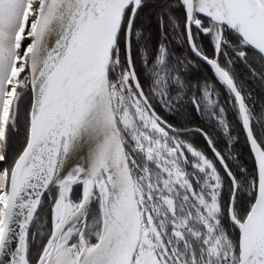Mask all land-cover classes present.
I'll use <instances>...</instances> for the list:
<instances>
[{
  "label": "snow or ice",
  "instance_id": "obj_1",
  "mask_svg": "<svg viewBox=\"0 0 264 264\" xmlns=\"http://www.w3.org/2000/svg\"><path fill=\"white\" fill-rule=\"evenodd\" d=\"M0 264H264V0H0Z\"/></svg>",
  "mask_w": 264,
  "mask_h": 264
}]
</instances>
